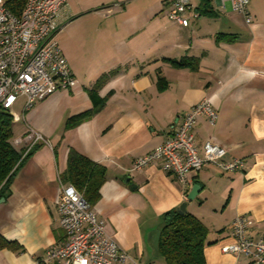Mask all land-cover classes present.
<instances>
[{
  "label": "crops",
  "instance_id": "0c3cea01",
  "mask_svg": "<svg viewBox=\"0 0 264 264\" xmlns=\"http://www.w3.org/2000/svg\"><path fill=\"white\" fill-rule=\"evenodd\" d=\"M169 1L66 0L69 20L56 39L78 84L25 111L23 97L13 106L20 110L13 138L30 126L49 144L23 159L0 202V235L19 248L0 250V264H43L45 249L63 242L55 202L69 185L62 175L71 150L106 169L92 209L129 254L126 264H164L157 249L163 214L184 202L207 227L206 264H252L221 247L238 215L253 220V235L264 236V0H250L249 22L226 0H190L198 16L188 11L186 27L168 18ZM188 58L195 64L176 63ZM92 90L105 98L94 112ZM204 99L218 118L210 125L197 117L196 145L224 146L226 159L244 160L242 170L206 164L183 187L161 161L132 168ZM194 184L201 188L188 200Z\"/></svg>",
  "mask_w": 264,
  "mask_h": 264
},
{
  "label": "built area",
  "instance_id": "2783aa9c",
  "mask_svg": "<svg viewBox=\"0 0 264 264\" xmlns=\"http://www.w3.org/2000/svg\"><path fill=\"white\" fill-rule=\"evenodd\" d=\"M231 9L250 21V0H226ZM0 0V108L18 121L13 106L18 98H24L23 110L29 109L36 99L45 98L59 88H73L78 80L73 75L56 39L57 32L69 20L66 0H26L19 15L10 12ZM198 13L190 0H170L168 18L188 26ZM203 115L214 125L218 112L208 99L194 104L177 117L172 134L159 146L134 160L132 168L139 170L155 161H161V169L171 173L183 187L190 184L189 173L206 164L216 166L222 172L240 171L244 168L241 158L226 159L227 149L210 140L199 148L195 143L193 127L198 116ZM40 143L49 144L40 132L32 127L12 140V145L23 160ZM59 224L64 240L51 244L43 253V264H126L129 254L105 231V223L93 212L82 193L73 185L62 187L57 198ZM251 218L238 215L230 225V242L222 251L244 255L252 264H264V236L253 235Z\"/></svg>",
  "mask_w": 264,
  "mask_h": 264
},
{
  "label": "trees",
  "instance_id": "16d2710c",
  "mask_svg": "<svg viewBox=\"0 0 264 264\" xmlns=\"http://www.w3.org/2000/svg\"><path fill=\"white\" fill-rule=\"evenodd\" d=\"M25 2L26 0H5L4 5L10 12L19 15ZM176 63L192 65L195 61L188 58ZM90 97L94 103L93 112L105 103V98H100L95 90L90 91ZM74 120L75 118L72 119ZM12 124L11 114L0 108V198L8 196L11 181L23 161L20 160L18 150L12 145ZM62 178L80 191L86 202L92 206L98 199L100 187L106 179V169L85 155L71 150ZM207 234V227L194 214L187 210L183 213L178 212V209L167 211L163 214L157 243L159 256L164 264H206L204 247ZM2 249L19 250L16 242L0 235V250Z\"/></svg>",
  "mask_w": 264,
  "mask_h": 264
},
{
  "label": "water",
  "instance_id": "95a60500",
  "mask_svg": "<svg viewBox=\"0 0 264 264\" xmlns=\"http://www.w3.org/2000/svg\"><path fill=\"white\" fill-rule=\"evenodd\" d=\"M200 188H201V185L194 184L190 192L187 195L188 200H193L195 196L197 195L198 191L200 190ZM3 201H4V197H1L0 202H3ZM184 211H186V202L182 203L178 208V212L183 213Z\"/></svg>",
  "mask_w": 264,
  "mask_h": 264
},
{
  "label": "rangeland",
  "instance_id": "374dc122",
  "mask_svg": "<svg viewBox=\"0 0 264 264\" xmlns=\"http://www.w3.org/2000/svg\"><path fill=\"white\" fill-rule=\"evenodd\" d=\"M17 106L15 105V107H13V114L19 116L20 110L17 109Z\"/></svg>",
  "mask_w": 264,
  "mask_h": 264
}]
</instances>
